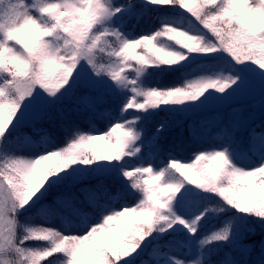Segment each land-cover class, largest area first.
<instances>
[{"label":"snow or ice","instance_id":"snow-or-ice-1","mask_svg":"<svg viewBox=\"0 0 264 264\" xmlns=\"http://www.w3.org/2000/svg\"><path fill=\"white\" fill-rule=\"evenodd\" d=\"M150 12L175 16L139 38L124 31L127 20ZM190 54H221L233 74L184 87L141 85L148 69L171 68ZM230 97L232 104L258 98L259 116L232 107L221 119L193 123V140L212 141V150L190 163L162 154L163 124L142 134L144 114L159 105L191 102L220 112ZM109 101L103 135L80 132L67 146L18 155L28 147L19 139L23 127L96 113ZM132 108L142 111L128 119ZM0 152L13 153L0 164V264H249L254 251L264 264V238H253L256 225L264 228V0H0ZM77 171L110 177L115 187L81 188L83 204L71 190L42 203L50 190L75 182ZM128 197L138 203H122ZM33 208L50 216L69 209L77 222L63 231L21 225ZM225 210V221L201 231L210 213Z\"/></svg>","mask_w":264,"mask_h":264},{"label":"rangeland","instance_id":"rangeland-1","mask_svg":"<svg viewBox=\"0 0 264 264\" xmlns=\"http://www.w3.org/2000/svg\"><path fill=\"white\" fill-rule=\"evenodd\" d=\"M121 2H127V0H121ZM136 2L139 3V0H136ZM178 22L184 24L181 18H178ZM162 27L163 25H160L159 29ZM184 27L190 30L193 27V25L190 23L189 26L184 25ZM160 39L164 44H167L175 48V45H172L174 44V41H169L167 37H161ZM135 51L137 53H140L141 50L136 49ZM104 59L107 60L108 58L105 56ZM158 69H164V70L180 69L182 78L180 79L181 81L178 87L186 86L188 81H191V80H198V79L209 77V76L216 78L218 76H224V75L226 76V75L233 74L232 66L227 62V60L223 58L221 54H212L211 56H207V57L197 55V54H190L188 59L186 61L181 62L179 65H174L171 68L161 66ZM154 70L156 69H148L147 73H149L150 71L153 72ZM125 71L131 73L130 68H125ZM243 75L246 81L250 83L255 81V77L251 73L244 71ZM133 77H134V73H132L129 78L131 79ZM140 83H141V80H140ZM141 85L143 87H147V86H144L142 83ZM258 91H259V88L257 85V92ZM246 94H247V89L242 90L241 95L243 96ZM129 98H131V94H129ZM233 99L234 98L230 97L227 100H225L224 109L220 112L210 111L209 105H204L202 107H196L191 102H186L185 104H182V105H159L156 109H152L150 110V112L145 113V118L148 121L149 119H151L153 113H156V112H165V113L171 114L173 118L176 119V121H174V123L169 126V130H173L176 127L182 126L184 124L185 127L183 128L187 129L186 132L188 136V140L186 142L189 143L190 146L193 145L194 143H197L194 146L199 147L198 145L200 143H204L207 140H203V141L193 140L190 134V131H189L190 126L193 123L199 122L201 120H207V119H221L223 118L224 113L229 111L230 108L232 107L243 108L245 111H255L257 114V117L259 116L258 98L256 100L249 99V100L243 101L242 103L232 104ZM137 100L139 102H143L142 97H138ZM253 104H256L257 107L252 108ZM66 107H70V105H66ZM110 108H113L111 101H109V103L105 105H102L98 109V111L94 113L95 115H97L96 118H98V121H97L98 125L96 123L98 130L92 128L88 130V133L86 134L103 135V132L107 130L108 127H110V125L108 124V118L110 117L111 112L107 111V109H110ZM140 111L142 110H137L135 108L128 109L127 118L134 119L135 115ZM74 113H76L77 114L76 116H78L81 120L83 119L85 122L87 121V117L93 114V113H89L86 111H80L79 113L77 112H74ZM101 113H103V115H101ZM202 114H206V115L202 117L200 116L198 118H191L193 115H202ZM68 118L69 116L66 119L62 120L61 118L57 116L56 118L51 119V120H48V119L39 120V121H36L34 125L29 124L23 127L21 129V132L24 135H21L19 139L22 143L26 144L28 147L23 153L18 154L20 158H29L31 155L41 151L43 148L48 147L50 143H54L57 146H67V143L71 142V139L75 136L72 131V125L68 123ZM115 122H119V121H113V123ZM66 127L71 128V131L67 134V136L65 134ZM34 128L36 129V131H34ZM155 130L156 128H153L151 133L154 132ZM163 132L164 131L160 133L161 138L164 136ZM54 133L56 134V137H55L56 139L52 136V134ZM95 147L98 150H103L105 147L104 142L97 141L95 144ZM11 155H13V153L4 154L0 152V164L4 160L5 156H11ZM194 156L195 154L177 156L176 162H189L190 163L194 160ZM132 160H133L131 161L132 164L139 163L135 161L134 159ZM254 162H256L255 157H253L251 161H245V160L239 161V163L242 165H248L249 163H254ZM160 166H163V161L160 162ZM74 175L77 177L75 182H72L71 180H69V181H66L63 185L59 186V189L54 188L50 190L48 196L45 197L42 203H52L53 200L55 199V196L58 194V190H71L74 193H78L75 191L80 192L81 188L89 187L87 185V182L92 181L96 177L98 178L99 176H102L93 171H77L76 173H74ZM85 185H87L88 187ZM112 188L114 187H109L110 190ZM190 201H193V200L192 199L186 200V204L190 203ZM123 202L133 204V203H138V200H134L133 197H128L126 201H122V203ZM194 206L195 205H192V206L189 205L188 207L187 205L188 208H194ZM229 215L230 213L227 210H225L222 213H213V214L210 213L209 218L203 224L201 231L202 232L208 231L213 226H219L223 221H225L228 218ZM218 216L220 217L221 223L220 222L214 223L212 219ZM25 222L35 227L51 226V227H55L56 229L60 231H63L64 226L67 223L69 222L76 223L77 218L70 216L68 213V209H62L55 215L50 216V215H43V213H38L36 211V208H33L29 212L21 214L19 218V223L24 224ZM248 222L254 223V220H249ZM115 226L116 224L115 222H113V227ZM256 227L258 229V232L256 234H253V238H264V228H260L259 225H256ZM252 247L258 251L259 246L257 244H253ZM253 258H259V256L257 255V252L255 251L253 252V255L250 257V259H253Z\"/></svg>","mask_w":264,"mask_h":264},{"label":"trees","instance_id":"trees-1","mask_svg":"<svg viewBox=\"0 0 264 264\" xmlns=\"http://www.w3.org/2000/svg\"><path fill=\"white\" fill-rule=\"evenodd\" d=\"M163 16V17H161ZM175 16V13H158V12H150V14H141L136 17H132L131 19L127 20V22L124 25V31L127 33L132 34L133 36H136V38H139L140 36L144 34H149L152 33L156 30H159L160 25H163L161 23V20L164 18H172ZM181 19L184 22V25L189 26L190 23L187 20H184V18L181 17ZM181 70L180 69H156L153 72H149L145 74L144 77L141 78V83L144 86L147 87H168V86H179L180 79L182 78L181 75ZM212 113V112H210ZM76 113H71L69 118H68V123L70 125H75L76 127H72V131L74 135L77 133L83 132V133H88V130L94 128L98 130L96 123L98 121L97 115L94 113L91 114L90 116L87 117V121L85 122L83 119L81 120L78 116H76ZM206 114L202 115H193L191 118H198L202 117ZM144 124L142 125V134H143V129H147L149 133H151L153 128L159 127L161 124L164 125L163 133L164 136L161 138V147H162V154L167 155L169 152L177 157V156H185V155H194L199 153L200 150L202 149H208L212 150V141L207 140L204 143H200L196 147L197 143H194L193 145L190 146L189 143L186 141L188 140L187 132L184 126L176 127L173 130H169V126L176 121L175 118L169 113L165 112H156L153 113L151 119L147 121L145 118L144 114ZM190 119V118H189ZM98 125V123H97ZM153 127V128H152ZM162 133V135H163ZM52 136L55 138L56 134H52ZM52 137V138H53ZM56 139V138H55ZM6 154V153H4ZM130 161H133L132 158H129ZM4 162V160L1 162V164ZM89 187H88V186ZM88 188H91L93 186L97 185H103L105 187H115V182L113 181L112 178L110 177H105L104 175L99 176L98 178L96 177L92 181L87 182ZM82 187V186H81ZM78 193H75L79 202L83 204L84 202V193H80L79 191H75ZM186 205L192 206L195 205L194 201H190V203H187ZM215 202H211L210 206H214ZM68 213L70 215V210L68 209ZM45 215V214H43ZM71 216V215H70ZM214 223H221L220 217H215L212 219ZM26 223V222H25ZM24 223V224H25ZM23 225V223L21 224ZM48 244L47 241H31L30 246L33 247H42L46 246ZM259 258H253L249 259V264H258Z\"/></svg>","mask_w":264,"mask_h":264}]
</instances>
